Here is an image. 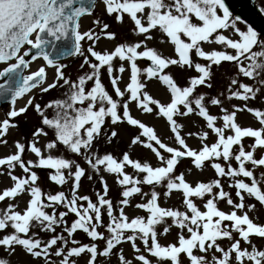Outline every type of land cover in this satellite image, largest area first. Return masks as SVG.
Returning a JSON list of instances; mask_svg holds the SVG:
<instances>
[{"label": "snow or ice", "instance_id": "snow-or-ice-1", "mask_svg": "<svg viewBox=\"0 0 264 264\" xmlns=\"http://www.w3.org/2000/svg\"><path fill=\"white\" fill-rule=\"evenodd\" d=\"M0 66V264H264V25L229 0H0Z\"/></svg>", "mask_w": 264, "mask_h": 264}, {"label": "rangeland", "instance_id": "rangeland-1", "mask_svg": "<svg viewBox=\"0 0 264 264\" xmlns=\"http://www.w3.org/2000/svg\"><path fill=\"white\" fill-rule=\"evenodd\" d=\"M256 1H257V4L259 5V7L264 6V0H256ZM84 21H85L84 22L85 25H88L89 24V21L87 19H85ZM100 47H110V45H108L107 42H102L100 44ZM66 62H68L70 64L73 63V61H71V60H68ZM39 63H42V61H38L37 62V64H39ZM36 66H37L36 64L33 65V70L35 69ZM0 67H2V66H0ZM73 67H75L74 64H73ZM154 94H158V93H154ZM8 108H9V105H5V106H3V107L0 108V118H3L4 114L8 111ZM133 114L134 115H140L135 110L133 111ZM141 118H143V117H141ZM241 119L245 123H253L254 122L253 118L250 115H246V116L242 117ZM35 121H36V116L33 113L29 117V122H28L29 123V126L31 124L35 123ZM154 123H156V125H157L158 128H162V125H163V122L162 121H156ZM14 136H16V133L15 132L12 133V137H14ZM9 139L11 140V137ZM127 142H128V133L125 132L123 134V136H122L121 146H124L125 144H127ZM189 143L194 144L195 141L189 140ZM9 151H11V149L6 148V147H0V156L7 154ZM137 153L138 154H142V153H140V150L139 149H137ZM211 175H212L211 172L206 173V177L207 176H211ZM108 180H109V184H110L111 190H112L111 191V195L113 197H115L117 195V192H118V186L114 184V182H113V180H112L111 177H109ZM8 183H9V181L7 179L0 178V186H1L0 188H3ZM65 190H67V189H65ZM99 190H100L99 184H97V183H91L90 184V183H88V182L85 181L84 182V185H83V188L81 190V194L91 195L93 193V191H99ZM145 190H147V189H145ZM21 207H23V204H21ZM128 211H129V214L130 215L133 214L131 210H128ZM136 214H141L142 215L143 213L140 212V213H136ZM168 239L171 240V239H173V237L170 236ZM162 242H165V241L162 240Z\"/></svg>", "mask_w": 264, "mask_h": 264}, {"label": "water", "instance_id": "water-1", "mask_svg": "<svg viewBox=\"0 0 264 264\" xmlns=\"http://www.w3.org/2000/svg\"><path fill=\"white\" fill-rule=\"evenodd\" d=\"M233 5L237 14H242L246 16L250 21L256 25H261L262 21L256 11V6L254 5V0H229Z\"/></svg>", "mask_w": 264, "mask_h": 264}, {"label": "bare ground", "instance_id": "bare-ground-1", "mask_svg": "<svg viewBox=\"0 0 264 264\" xmlns=\"http://www.w3.org/2000/svg\"><path fill=\"white\" fill-rule=\"evenodd\" d=\"M85 22V21H84ZM19 106V105H18ZM1 187V186H0Z\"/></svg>", "mask_w": 264, "mask_h": 264}]
</instances>
